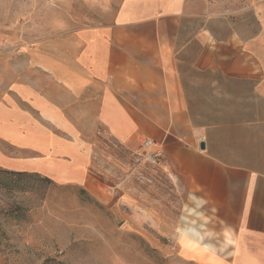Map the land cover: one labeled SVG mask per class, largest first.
<instances>
[{
  "label": "crops",
  "instance_id": "crops-1",
  "mask_svg": "<svg viewBox=\"0 0 264 264\" xmlns=\"http://www.w3.org/2000/svg\"><path fill=\"white\" fill-rule=\"evenodd\" d=\"M114 15L77 49L0 63V169L117 206L158 208L165 181L183 262L264 264V0H123Z\"/></svg>",
  "mask_w": 264,
  "mask_h": 264
},
{
  "label": "rangeland",
  "instance_id": "rangeland-1",
  "mask_svg": "<svg viewBox=\"0 0 264 264\" xmlns=\"http://www.w3.org/2000/svg\"><path fill=\"white\" fill-rule=\"evenodd\" d=\"M122 1L0 0V63L13 62L20 46L76 47L78 30L107 25ZM155 188L158 208L149 199L117 206L76 185L0 169V264H188L164 219L171 191L165 181Z\"/></svg>",
  "mask_w": 264,
  "mask_h": 264
},
{
  "label": "built area",
  "instance_id": "built-area-1",
  "mask_svg": "<svg viewBox=\"0 0 264 264\" xmlns=\"http://www.w3.org/2000/svg\"><path fill=\"white\" fill-rule=\"evenodd\" d=\"M143 144H144V148H145L146 150H151V149H153L154 147H156V144L152 143V142L149 141V140H145V141L143 142ZM156 157H157V156H156Z\"/></svg>",
  "mask_w": 264,
  "mask_h": 264
},
{
  "label": "trees",
  "instance_id": "trees-1",
  "mask_svg": "<svg viewBox=\"0 0 264 264\" xmlns=\"http://www.w3.org/2000/svg\"><path fill=\"white\" fill-rule=\"evenodd\" d=\"M6 171V170H5ZM8 172H10V171H8ZM10 173H13V174H18V175H20V174H28V173H14V172H10ZM32 175H34V174H32ZM38 175V174H37ZM40 176V175H39ZM42 177V176H41ZM44 178V177H43ZM45 180H47V181H50L49 179H47V178H44ZM87 193V192H86Z\"/></svg>",
  "mask_w": 264,
  "mask_h": 264
},
{
  "label": "water",
  "instance_id": "water-1",
  "mask_svg": "<svg viewBox=\"0 0 264 264\" xmlns=\"http://www.w3.org/2000/svg\"><path fill=\"white\" fill-rule=\"evenodd\" d=\"M204 146L202 145V147L201 148H203Z\"/></svg>",
  "mask_w": 264,
  "mask_h": 264
}]
</instances>
